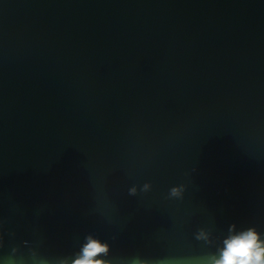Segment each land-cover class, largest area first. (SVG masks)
Here are the masks:
<instances>
[{
    "label": "water",
    "instance_id": "1",
    "mask_svg": "<svg viewBox=\"0 0 264 264\" xmlns=\"http://www.w3.org/2000/svg\"><path fill=\"white\" fill-rule=\"evenodd\" d=\"M249 228L264 0H0V264L89 235L108 264H209Z\"/></svg>",
    "mask_w": 264,
    "mask_h": 264
},
{
    "label": "clouds",
    "instance_id": "2",
    "mask_svg": "<svg viewBox=\"0 0 264 264\" xmlns=\"http://www.w3.org/2000/svg\"><path fill=\"white\" fill-rule=\"evenodd\" d=\"M178 194V189H172V195ZM86 240L72 264H108L103 259H97L107 254L108 245L91 235L87 236ZM209 264H264V241L253 228L230 235L224 240L219 259L211 257Z\"/></svg>",
    "mask_w": 264,
    "mask_h": 264
}]
</instances>
